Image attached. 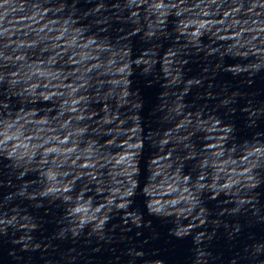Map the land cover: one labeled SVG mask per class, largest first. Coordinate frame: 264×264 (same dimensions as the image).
<instances>
[{
  "label": "water",
  "instance_id": "obj_1",
  "mask_svg": "<svg viewBox=\"0 0 264 264\" xmlns=\"http://www.w3.org/2000/svg\"><path fill=\"white\" fill-rule=\"evenodd\" d=\"M0 264H264V0H0Z\"/></svg>",
  "mask_w": 264,
  "mask_h": 264
}]
</instances>
